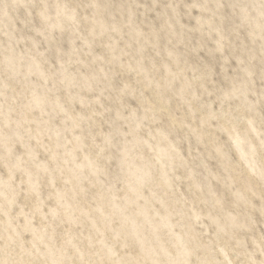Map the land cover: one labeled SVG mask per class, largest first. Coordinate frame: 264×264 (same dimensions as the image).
<instances>
[{"label": "rangeland", "instance_id": "rangeland-1", "mask_svg": "<svg viewBox=\"0 0 264 264\" xmlns=\"http://www.w3.org/2000/svg\"><path fill=\"white\" fill-rule=\"evenodd\" d=\"M44 1L0 0V264H264V0Z\"/></svg>", "mask_w": 264, "mask_h": 264}, {"label": "bare ground", "instance_id": "bare-ground-1", "mask_svg": "<svg viewBox=\"0 0 264 264\" xmlns=\"http://www.w3.org/2000/svg\"><path fill=\"white\" fill-rule=\"evenodd\" d=\"M41 1H42V2H41V5H40V6H41L40 9L43 10V6H44V4H45V1H44V0H41ZM39 3H40V2H39ZM42 105H43V103H40L39 108H43Z\"/></svg>", "mask_w": 264, "mask_h": 264}]
</instances>
